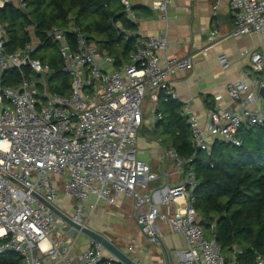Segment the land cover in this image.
<instances>
[{
  "label": "built area",
  "instance_id": "2783aa9c",
  "mask_svg": "<svg viewBox=\"0 0 264 264\" xmlns=\"http://www.w3.org/2000/svg\"><path fill=\"white\" fill-rule=\"evenodd\" d=\"M119 1L128 18L137 22L131 0ZM220 1L214 3V16ZM171 2L154 3L165 21ZM8 4L26 8L25 0H0V9ZM230 7L235 24L231 37L255 32L264 37V0H232ZM8 28L0 22V258L15 255L22 264H75L77 241L85 236L82 229L88 228L99 202L116 206L117 197L124 195L134 201L136 223L151 242L158 243V223L183 236L187 249L179 264H227L220 245L196 223L195 192L200 184L191 166L196 156L182 158L165 148L162 138L155 139L163 159L157 171L138 156L147 98L154 129L164 119L161 100L179 101L169 79L192 72V59L166 57L167 37L150 36L140 38L117 68L114 57L76 29L53 28L43 42L34 27L25 30L30 43L10 52ZM220 37L213 28L209 46H216ZM46 42L57 46L62 73L70 79L67 96L51 91L50 68L34 57ZM218 60L224 70L229 67L226 56ZM250 60L251 86L243 81L227 86L236 108H211L206 134L192 106L183 104L197 152L209 151L215 141L241 147L244 127L264 128V101L259 109L250 107L264 89V56L253 53ZM12 71L20 73V82L6 85L4 77ZM166 164L172 173L164 171ZM172 176L177 181L170 185ZM61 186L76 200L71 219L79 230L48 206L59 199ZM102 250L101 242L89 238L79 264H125L103 258ZM255 263L264 264V255L255 253Z\"/></svg>",
  "mask_w": 264,
  "mask_h": 264
},
{
  "label": "trees",
  "instance_id": "16d2710c",
  "mask_svg": "<svg viewBox=\"0 0 264 264\" xmlns=\"http://www.w3.org/2000/svg\"><path fill=\"white\" fill-rule=\"evenodd\" d=\"M25 2V9L11 4L0 9V22L9 26L7 48L10 52L24 49L30 43L27 28L34 27L36 36L43 42L53 28L76 29L102 52L114 57L119 68L140 39L136 36L137 22L128 18L119 0ZM34 57L49 66L51 91L67 96L70 79L62 73L57 46L46 42ZM18 82L17 71L4 77L6 85ZM160 111L164 119L149 131L150 135L162 138L163 146L176 150L182 158L196 156L191 166L200 184L195 192L197 225L203 228L208 239L220 245L227 264H256L255 253L264 255V128L244 127L240 131L244 142L241 147L215 141L209 151L197 152L192 146L183 104L162 99ZM237 250L243 254H237ZM0 264H22V259L6 255L0 258Z\"/></svg>",
  "mask_w": 264,
  "mask_h": 264
},
{
  "label": "crops",
  "instance_id": "0c3cea01",
  "mask_svg": "<svg viewBox=\"0 0 264 264\" xmlns=\"http://www.w3.org/2000/svg\"><path fill=\"white\" fill-rule=\"evenodd\" d=\"M215 1L172 0L168 21H165L163 14L154 8L155 0H131L138 19L136 36L140 38L166 36L168 39L166 57L192 59L194 64L192 72L179 73L169 81L179 96V102L192 106L205 134L208 130V111L211 108H216L219 112L235 109L236 103L229 98L227 86L242 81L251 86L253 71L250 56L253 53L264 56V37L260 33L230 36L235 28L234 13L230 7L232 0H221L214 16ZM215 27L221 32L222 37L216 46L212 47L209 46L208 38ZM206 50L205 56L203 51ZM221 55L226 56L229 61V67L225 70L218 60ZM263 101L259 96L250 107L259 109ZM146 102L145 111L149 117L150 98ZM144 129L148 133L154 130L149 124ZM155 146L158 147L154 150L159 161H156L152 168L157 171L163 159L161 149L158 145ZM170 167V164H166L164 171L172 173ZM176 181L177 177L172 176L169 184H175ZM60 190L59 199L54 206L63 215L71 218L76 200L66 196L62 186ZM88 228L136 264H179L180 254L187 249L183 236L162 223H158V243L151 242L136 223L134 201L124 195L117 197L116 206H110L104 201L99 202L96 211L90 217ZM85 237L86 241H82V237L77 241L72 255L75 264L80 263V257L87 249L89 237ZM102 255L105 259L114 258L121 261L113 250L104 246Z\"/></svg>",
  "mask_w": 264,
  "mask_h": 264
},
{
  "label": "rangeland",
  "instance_id": "374dc122",
  "mask_svg": "<svg viewBox=\"0 0 264 264\" xmlns=\"http://www.w3.org/2000/svg\"><path fill=\"white\" fill-rule=\"evenodd\" d=\"M147 100H148V98H147ZM148 105L151 106L152 104L149 103ZM144 110H145V108H144ZM148 124H149V127H151L150 126V117H148L146 115V119L143 123V128L139 132V138H138L139 155L138 156H139L140 160L147 162V163H151V165L154 166V164H156V161H159V159L157 160V156H155V150H154V148L157 147V146H155V145H157V143H156L155 139H151L152 136L147 132V130L144 129V127ZM81 237H82V241L83 240L86 241L85 236L81 235L80 238Z\"/></svg>",
  "mask_w": 264,
  "mask_h": 264
},
{
  "label": "water",
  "instance_id": "95a60500",
  "mask_svg": "<svg viewBox=\"0 0 264 264\" xmlns=\"http://www.w3.org/2000/svg\"><path fill=\"white\" fill-rule=\"evenodd\" d=\"M259 96L264 100V89L259 91ZM48 206L51 208V210L53 212H55V214H57L60 218H62L64 221H66L67 224H69L70 226H72L73 228H75L76 230H79L80 227L75 225L74 222L72 221L71 218L63 215L61 212H59L55 206L48 204ZM82 233L85 236H88L91 239H95L99 242L102 243V245L105 248H108L110 250H113V252H115V254H117V256L119 257V259H121L122 262H124L125 264H136L135 262H133L132 260H130L129 258L125 257L123 254H121L118 250H116L115 248H113L112 246H110V244L104 240L103 238L98 237L94 232L90 231L89 228H85L82 229Z\"/></svg>",
  "mask_w": 264,
  "mask_h": 264
}]
</instances>
